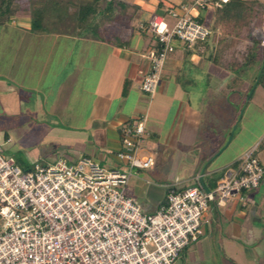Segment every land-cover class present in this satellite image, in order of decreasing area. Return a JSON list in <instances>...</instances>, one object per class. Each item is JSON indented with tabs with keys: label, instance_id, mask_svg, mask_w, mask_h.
I'll list each match as a JSON object with an SVG mask.
<instances>
[{
	"label": "crops",
	"instance_id": "obj_1",
	"mask_svg": "<svg viewBox=\"0 0 264 264\" xmlns=\"http://www.w3.org/2000/svg\"><path fill=\"white\" fill-rule=\"evenodd\" d=\"M143 10L142 6L137 10L140 14L138 20L143 22L156 14ZM203 10L206 14H197L207 17L209 11ZM13 28L17 34H21L20 41L2 42ZM38 33L55 36L46 45H38L32 41V36H28ZM24 36L28 37L29 42L21 41ZM74 36L77 35L53 29L33 32L30 30V16L26 12L12 16L10 22L0 23V113L3 109H77L76 113L80 116L71 117L69 114L66 125L54 124L50 127L40 124L35 127L34 133L26 136L27 139L36 140L37 144L44 140L55 153L66 155L70 162L80 155H86L108 168L125 170L126 163L116 156L121 147L120 131L132 121L136 109H145L146 129L149 132L146 141H154L156 154L172 146L179 151L175 177L196 182L195 177L201 175L203 183L211 188L210 184L215 186L225 169L236 168L240 156L245 151L253 150L264 136L263 131L248 145L238 147L233 153L227 151L244 115L243 111L238 119L241 109L237 108L244 96L248 98L250 82L245 80L238 91H232L228 87L232 73L207 58L211 50L208 41L187 46L175 40L174 50L164 62L159 86L160 91L166 92V97L171 100V106L176 105V108L155 109L152 112L155 95L151 98L153 101L144 105L136 91H142V80H139L138 74L143 75L147 68L141 52L152 44L153 38L137 37L133 31L125 37L120 36L123 42L118 43L114 50L122 66L117 70L114 90L110 91L109 88L106 91L103 79L105 62L94 61L90 47L95 44L98 48L110 50L111 40L103 37L93 39L96 41H85V37L77 36L85 41L74 42L83 50L81 56L74 61L71 56L63 60L60 58L62 50L73 45L67 43L66 39ZM60 37L65 38L64 41L57 42ZM36 45L38 50L47 49L48 55L39 57L36 53H30ZM20 49H29L34 58L32 55L29 56L31 58L23 56L25 64L17 70L12 66L15 58L9 60L7 52L10 50L18 55ZM88 57L92 69L85 64ZM130 58L135 63V69L130 75L129 87L123 93L120 86L124 80L128 81L125 71ZM64 70V75L59 77ZM83 114L87 118L83 119ZM234 124L236 127L230 142L221 149ZM5 139L9 141V137ZM198 144L202 148L198 149ZM13 150L10 147L4 153L10 156ZM262 152L264 148L257 151L256 156L264 163L260 157ZM185 159L190 160L191 164H186ZM156 160L160 159L155 158L154 164ZM150 171L147 168L134 170L126 185L127 195L133 197L140 209L147 213L156 211L164 202L167 183L153 180ZM178 173L182 174V178ZM242 193L243 201L233 196L222 206H217L215 201L208 202V209L201 219L202 233L199 239L181 251L176 264H264V177L257 187L245 189Z\"/></svg>",
	"mask_w": 264,
	"mask_h": 264
},
{
	"label": "built area",
	"instance_id": "obj_2",
	"mask_svg": "<svg viewBox=\"0 0 264 264\" xmlns=\"http://www.w3.org/2000/svg\"><path fill=\"white\" fill-rule=\"evenodd\" d=\"M209 3L168 4L165 13L147 21L153 42L143 55L142 91L155 93L175 40L189 46L210 35L196 12ZM145 121L143 115L121 128L116 156L125 170L86 155L24 169L0 145V264H176L181 251L199 239L209 201L217 206L233 196L243 201V190L257 187L264 177V163L248 150L213 189H203L201 175L194 184L175 177L158 209L142 212L125 191L134 170L154 165L152 155H137L149 136Z\"/></svg>",
	"mask_w": 264,
	"mask_h": 264
},
{
	"label": "rangeland",
	"instance_id": "obj_3",
	"mask_svg": "<svg viewBox=\"0 0 264 264\" xmlns=\"http://www.w3.org/2000/svg\"><path fill=\"white\" fill-rule=\"evenodd\" d=\"M79 1L84 0H73L74 3H78ZM107 0H100L99 7H102ZM125 1L127 3V6L122 10L117 6V12L115 13V16L111 20L103 19L101 16L99 19H102V24L99 28V33L101 36H103L106 39H110L109 41L111 43V49H105L103 50L102 47H97L92 45L90 49L92 52L91 54L94 55V61L105 62V71L103 73V79L105 84V90L107 91L110 88L111 90H114V85L117 80V70L122 65L120 62L117 61L119 59L116 54V50L114 48H117L118 45L117 38L125 37L127 36L131 31L134 32L135 36L137 37H151L152 35L150 32L147 31V34L142 35L140 33V30L138 29V25L140 22H143L139 19V12L136 10L135 3H140V6L144 8V10L147 11V13L152 12L153 13H162L163 8L158 9L157 3L161 1L165 5H168L171 3L172 0H121ZM15 3L19 6L17 8L18 13H28L30 7H36V6H48L47 0H15ZM74 8L70 7L69 11H72ZM143 10V11H144ZM145 11V12H146ZM196 12H199V14L203 15L206 14L205 10L202 9H196ZM16 13V14H18ZM208 16L210 18V12H208ZM147 17V15H146ZM212 19V17H211ZM140 21V22H138ZM48 28L51 26V23H47ZM142 32V31H141ZM218 33V32H217ZM28 35V34H27ZM220 35V34H217ZM28 36H32V41L34 43H39L40 45H46L48 42L52 41L54 39V34L50 33H41V34H29ZM118 36V37H115ZM21 37V34L16 33V29L13 28V30H9L7 35L4 36L2 39V42L4 43H14L19 42V38ZM18 38V39H17ZM65 38H58L57 42L64 41ZM96 41L89 37H85V41ZM28 37L21 40L22 42H29ZM81 39H78L77 36L70 37L66 39V42L72 43V48L62 50L63 53H61L60 58L63 60L67 57L71 56L72 60H78L81 56V53L83 50L79 49V46H76L74 42H80ZM8 41V42H7ZM82 41V40H81ZM82 41V42H85ZM176 42L181 43L182 45H187L186 43H183L181 41L176 40ZM175 43V41H174ZM199 43V42H195ZM194 43V44H195ZM210 43V49L212 48V45L216 43V35L211 34L209 38ZM38 44V45H39ZM193 45V44H191ZM36 47V48H35ZM43 47V46H42ZM44 46L43 48H45ZM24 48V47H23ZM146 49L142 50V56L146 53ZM29 49H20L18 55H15V52L8 51L9 60L12 58H15V63L12 61V66H15V68L21 69L23 68V65L25 64L24 57L25 58H31L29 56L36 53L39 57H44L48 55L47 49H37V45L34 46V49H32L29 53ZM101 52V53H100ZM102 52L104 54H102ZM14 54V55H13ZM90 54V55H91ZM88 61L86 58V63L89 69H92L93 65H91V62ZM129 66L125 73L128 76V81L124 80V83H122L121 91L125 93L128 89L129 85V78L130 75L133 74V70L135 68V63H132V58L128 60ZM18 65V66H17ZM62 68V67H61ZM65 67H63L64 69ZM62 69V70H63ZM66 70L69 69V66L65 68ZM23 70V69H22ZM21 70V71H22ZM64 71L59 75L63 76ZM139 80H142L143 75L138 74ZM132 78V77H131ZM57 79V78H56ZM56 79L54 81H56ZM99 79H101V75L99 76ZM59 80V79H58ZM256 82V81H255ZM65 83H63L64 85ZM255 84H253L254 86ZM253 87L247 91V94H251ZM110 93V92H106ZM136 93H138L139 98L143 100L144 105L149 103L150 101H153L151 98L155 95L154 103L152 106V112L155 109H175L176 105L171 106V100L166 97V92L160 91V86L157 87L155 93L151 95L148 92L145 91H139L137 90ZM151 99V100H150ZM144 107V106H143ZM237 109H241L239 111V115L237 118L239 119L241 117V113L244 111V115L242 119L239 121L238 130L236 131V136L233 139L232 143L229 145L227 151H236L238 147H244L248 145L250 142H252L257 136H259L264 131V88L261 85H258L253 93V96L248 101V98L243 97L241 100V103L238 105ZM84 110V109H83ZM77 109H3L0 113V145L2 148L7 151L10 147L14 148L12 153H10V156H12L16 163L23 167L24 169H29L33 166L35 162H38L42 165H49L53 163L58 157L64 158L67 160L66 155L61 153H55L53 148L51 149L46 145V142L42 140L39 144L38 142H35L36 140H31V138L27 139L26 137L28 134H32L35 132V127L44 124L47 126H53L56 125H66L65 120L68 119V116L70 114L71 117H77L80 116L79 113H76ZM136 112L133 114L132 120H139L141 116H143L145 113V109H136ZM141 112L142 115H138V113ZM86 115H82L83 119L87 118ZM45 122V123H44ZM5 137H9V141H5ZM240 142V145L238 144ZM198 149L202 148L201 144H198ZM156 144L153 140H149L148 142H144L141 145V148L138 150V156L143 155H152L155 158H159V161H155V164L149 168H147L150 171V177L153 180H160L167 182L166 184H169L174 181L176 171V164L178 159V152L177 148L175 146L170 147L169 149H163L162 153L156 154ZM260 151V150H259ZM117 153V152H116ZM228 153V152H225ZM264 153H260V157L263 160ZM30 158L32 161H29ZM186 160V159H185ZM186 164L190 163V160L184 161ZM191 164V163H190ZM139 170V169H138ZM180 175L179 177L182 178V174L178 173ZM183 180V179H181ZM187 182V184H194L195 182L190 181V179L184 180ZM211 188L213 189L214 185L210 184ZM126 192V191H125ZM127 194V192H126ZM238 197V196H237ZM214 202V201H213ZM142 212H145L144 210H141ZM152 213V212H151Z\"/></svg>",
	"mask_w": 264,
	"mask_h": 264
},
{
	"label": "trees",
	"instance_id": "obj_4",
	"mask_svg": "<svg viewBox=\"0 0 264 264\" xmlns=\"http://www.w3.org/2000/svg\"><path fill=\"white\" fill-rule=\"evenodd\" d=\"M47 1V7L29 8L31 31L53 29L92 39L103 38L99 33L103 22L99 19L100 16L111 20L117 12V6L122 10L127 6V3L121 0H107L102 7H99L100 0H84L78 3L73 0ZM191 1L172 0L169 4L177 5ZM135 6L138 10L140 3H135ZM18 7L15 0H0V23L10 22L11 17L18 13ZM70 7L74 9L69 11ZM157 7L163 8L162 13H165L167 5L159 1ZM206 9L210 12V18L197 15V19L209 27L210 35H216V43L207 58L232 73L228 80V87L232 91H238L245 80H249V89L253 87L249 101L258 85L264 88V1L210 0ZM48 22L51 23L49 28ZM144 24V27L138 29L145 33L147 21H144ZM210 35L205 40L196 42H209ZM117 41L120 44L123 42L119 38ZM263 148L264 136L253 149V155L256 156L257 151Z\"/></svg>",
	"mask_w": 264,
	"mask_h": 264
},
{
	"label": "water",
	"instance_id": "obj_5",
	"mask_svg": "<svg viewBox=\"0 0 264 264\" xmlns=\"http://www.w3.org/2000/svg\"><path fill=\"white\" fill-rule=\"evenodd\" d=\"M235 127H236V125L234 124V125H233V128H232V130H231V134L228 136V139H227L226 143L222 146L221 149L225 148V147L228 145V143L230 142ZM201 184H202L203 189H204L205 191H208V187L203 183L202 180H201Z\"/></svg>",
	"mask_w": 264,
	"mask_h": 264
}]
</instances>
